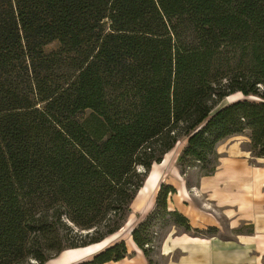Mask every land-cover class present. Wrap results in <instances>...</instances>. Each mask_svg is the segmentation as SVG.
Wrapping results in <instances>:
<instances>
[{"label":"trees","instance_id":"obj_1","mask_svg":"<svg viewBox=\"0 0 264 264\" xmlns=\"http://www.w3.org/2000/svg\"><path fill=\"white\" fill-rule=\"evenodd\" d=\"M234 93L259 100L220 106ZM245 132L264 158V0H0V264L103 240L178 140L181 172L210 175ZM172 193L132 231L148 264L170 225L217 232L168 211ZM126 255L120 241L76 264Z\"/></svg>","mask_w":264,"mask_h":264},{"label":"crops","instance_id":"obj_2","mask_svg":"<svg viewBox=\"0 0 264 264\" xmlns=\"http://www.w3.org/2000/svg\"><path fill=\"white\" fill-rule=\"evenodd\" d=\"M248 134L217 144V166L210 175L198 169L183 174L178 160L186 142L181 147L176 143L159 163L151 165L130 204L122 232L119 229L99 242L64 250L45 264H76L120 241L127 255L103 264H148L132 231L154 210L161 184L175 188L167 198L168 211L183 215L193 229L216 228L217 232L194 235L170 225L152 253L154 260L161 264H264V158L251 156Z\"/></svg>","mask_w":264,"mask_h":264},{"label":"rangeland","instance_id":"obj_3","mask_svg":"<svg viewBox=\"0 0 264 264\" xmlns=\"http://www.w3.org/2000/svg\"><path fill=\"white\" fill-rule=\"evenodd\" d=\"M58 46H59V43H58V41H56V40H54V41H52V42H50V43H48V44H46L45 46H44V51L46 52V53H50V52H52V51H55L56 49H58ZM227 98V99H226ZM225 99V101H223L222 102V104H220V106H222V105H225L226 104V102H234V101H236V100H241V99H249V100H259V98L258 97H254V96H248V97H244L241 93H234V94H232V95H230V96H228V97H226ZM229 100V101H228ZM89 111H85V113H84V116L86 117V116H88L89 115ZM185 142H186V139H183V138H181L180 140H178V142H177V147H181L183 144H185ZM141 170V169H140ZM129 214V212L127 213V215ZM126 219H127V216H126ZM124 229H126V226H125V228ZM166 231V229L164 228L163 230H161V232L159 233V234H162V233H164ZM121 232H122V229H121ZM161 262L164 260L163 258H160L159 259Z\"/></svg>","mask_w":264,"mask_h":264},{"label":"water","instance_id":"obj_4","mask_svg":"<svg viewBox=\"0 0 264 264\" xmlns=\"http://www.w3.org/2000/svg\"><path fill=\"white\" fill-rule=\"evenodd\" d=\"M228 103H229V102H228ZM228 103H227V104H228ZM225 105H226V104H225Z\"/></svg>","mask_w":264,"mask_h":264},{"label":"bare ground","instance_id":"obj_5","mask_svg":"<svg viewBox=\"0 0 264 264\" xmlns=\"http://www.w3.org/2000/svg\"><path fill=\"white\" fill-rule=\"evenodd\" d=\"M66 261V260H65Z\"/></svg>","mask_w":264,"mask_h":264},{"label":"built area","instance_id":"obj_6","mask_svg":"<svg viewBox=\"0 0 264 264\" xmlns=\"http://www.w3.org/2000/svg\"><path fill=\"white\" fill-rule=\"evenodd\" d=\"M147 246V245H146Z\"/></svg>","mask_w":264,"mask_h":264}]
</instances>
